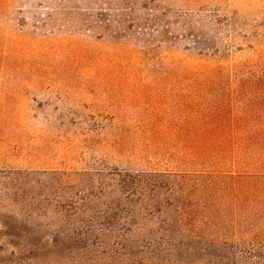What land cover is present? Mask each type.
<instances>
[{
	"label": "rangeland",
	"instance_id": "rangeland-1",
	"mask_svg": "<svg viewBox=\"0 0 264 264\" xmlns=\"http://www.w3.org/2000/svg\"><path fill=\"white\" fill-rule=\"evenodd\" d=\"M263 54L264 0H0V264L147 260L193 181L180 264H264L263 152L236 170L184 148ZM148 178L153 214L122 189Z\"/></svg>",
	"mask_w": 264,
	"mask_h": 264
},
{
	"label": "trees",
	"instance_id": "trees-1",
	"mask_svg": "<svg viewBox=\"0 0 264 264\" xmlns=\"http://www.w3.org/2000/svg\"><path fill=\"white\" fill-rule=\"evenodd\" d=\"M261 62L264 63V54L258 56V66H251L250 68L246 66V104L242 102H238L235 106L231 104L234 97L238 98V89L242 90L245 87V81L239 73L233 77L235 90H232L223 99L227 101L229 106L218 107L215 103H201L197 119L200 131L196 136L188 133L184 137L185 150L193 152L199 159L230 158L231 165L236 170H241L242 167L251 169L253 162L249 160L248 151L255 148L260 151L258 153L263 152L264 154V117L259 116L260 113L264 112V66L261 65ZM197 75H199L203 83L209 82L214 84L219 79L218 72L214 69L199 71ZM240 107L246 108V115L242 109L238 112V108ZM233 174L230 173V177L235 179ZM187 183L180 184V189H178L180 200L178 202L175 201L173 204L176 208L174 209L176 217L172 218V215H170V218L164 217L166 220L164 221L165 229L161 228L160 231L147 232V239H149L147 243L150 246L151 255L147 260L139 258L136 264L181 263L179 260L181 249L184 245V231L179 224L186 225L187 221H191L189 213L185 212V209L187 206H193L189 201L186 202V200L188 194L198 192L194 181L191 182L190 186H187ZM161 187L153 184L148 178L135 182L125 181L122 189L129 195L130 201L135 203L137 201L144 202L153 214L161 207L159 200V190H161ZM187 187L191 191L186 192ZM168 188L172 190L169 185H167ZM78 218L73 219L75 220V224L79 222ZM195 234L197 238L203 235L199 233ZM109 235L103 234L102 236L107 239ZM119 237V241L127 243L128 238L123 235ZM116 238H114L115 241H118ZM123 243L121 244L125 245ZM189 243L187 242V246H189Z\"/></svg>",
	"mask_w": 264,
	"mask_h": 264
}]
</instances>
